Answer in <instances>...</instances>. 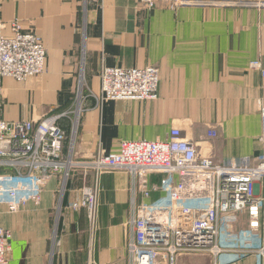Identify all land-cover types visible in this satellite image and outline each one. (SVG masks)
Listing matches in <instances>:
<instances>
[{
    "label": "crops",
    "instance_id": "0c3cea01",
    "mask_svg": "<svg viewBox=\"0 0 264 264\" xmlns=\"http://www.w3.org/2000/svg\"><path fill=\"white\" fill-rule=\"evenodd\" d=\"M201 1L148 8L139 0H0V35H12L17 19L41 35L47 52L42 74L24 82L3 79L4 118L38 120L52 111L69 112L61 123L79 162L115 152L124 140H164L174 127L203 156L219 162L256 157L263 79L250 63L264 55V7L245 4L254 0ZM83 63L86 86L73 133ZM103 65H158V97L97 101L92 94L100 92ZM209 130L217 134L210 136ZM75 173L66 189L60 176L50 178L39 203L29 201L16 212L0 207V225L12 235L7 264H129L132 175L121 169L101 174L98 230L92 237L87 209L71 204L83 185H94L95 174L85 179ZM161 177L153 174L151 181ZM256 189L264 196V181ZM159 196L155 191L151 199ZM142 199L136 193L135 202ZM259 238L256 247L264 244V217ZM212 261L209 253H194L179 256L176 264ZM235 264L258 260L248 254Z\"/></svg>",
    "mask_w": 264,
    "mask_h": 264
},
{
    "label": "built area",
    "instance_id": "2783aa9c",
    "mask_svg": "<svg viewBox=\"0 0 264 264\" xmlns=\"http://www.w3.org/2000/svg\"><path fill=\"white\" fill-rule=\"evenodd\" d=\"M139 1L148 8L157 3L170 8L204 3ZM245 4L264 7V0ZM11 30L12 35H0V207L16 212L29 201L39 203L42 188L50 178L60 176L65 189L71 172L81 168L87 179L92 171L94 185L85 184L71 206L87 209L91 236L95 237L100 176L121 169L133 178L129 264H176L179 256L194 253L211 254L212 264H235L246 255L255 254L258 264H264V244L255 246L264 217V196L258 195L256 189L257 183L264 181V55L250 63L260 70L263 79V95L259 99L261 151L256 157L219 162L203 156L197 144L174 127L164 140H124L115 152H98L92 160L79 162L74 158L73 138L66 145L67 131L61 123L69 112L52 111L38 120L4 118L3 79L11 77L24 82L40 75L45 71L47 57L39 33L24 29L17 19L11 22ZM100 81V92L92 94L99 102L156 99L160 68L103 65ZM71 122L75 133L78 117ZM216 134L209 130L210 136ZM153 174L162 175L159 183L151 181ZM155 191L160 196L152 200ZM138 192L144 199L139 204L135 202ZM11 236L0 225V264L8 263Z\"/></svg>",
    "mask_w": 264,
    "mask_h": 264
},
{
    "label": "rangeland",
    "instance_id": "374dc122",
    "mask_svg": "<svg viewBox=\"0 0 264 264\" xmlns=\"http://www.w3.org/2000/svg\"><path fill=\"white\" fill-rule=\"evenodd\" d=\"M255 1V0H254ZM82 60L84 61V59L82 58ZM80 75H81V81H80V83H79V85H78V87L76 88V97H75V102H74V106H73V111H74V113H73V115L75 116V118H76V116L78 117V114L80 113V110H81V105H82V97H81V95H83V93H84V89H85V86H86V82H85V76H84V63H83V69H82V71H81V73H80ZM83 85V87H80V85ZM77 108V109H76ZM73 115H72V117H73ZM72 119H74V118H72ZM70 144V143H69ZM74 154V153H73ZM90 160H92V159H90ZM75 171H80V176L82 175V177H83V169H81V168H77ZM75 171H73V172H71L72 174V178L74 179V177L77 175V173H75ZM71 179V178H70ZM69 179V181H71ZM69 181L67 182V184L65 185V189L66 188H68V183H69ZM84 186V185H83ZM83 186H82V188H83ZM62 188H63V181H62V186H61Z\"/></svg>",
    "mask_w": 264,
    "mask_h": 264
},
{
    "label": "trees",
    "instance_id": "16d2710c",
    "mask_svg": "<svg viewBox=\"0 0 264 264\" xmlns=\"http://www.w3.org/2000/svg\"><path fill=\"white\" fill-rule=\"evenodd\" d=\"M83 178V177H82Z\"/></svg>",
    "mask_w": 264,
    "mask_h": 264
}]
</instances>
